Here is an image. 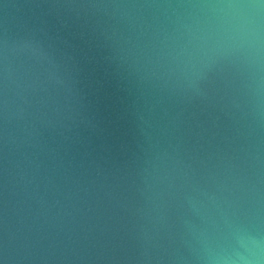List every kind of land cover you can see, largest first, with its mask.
I'll return each instance as SVG.
<instances>
[{
  "label": "water",
  "instance_id": "95a60500",
  "mask_svg": "<svg viewBox=\"0 0 264 264\" xmlns=\"http://www.w3.org/2000/svg\"><path fill=\"white\" fill-rule=\"evenodd\" d=\"M0 264H264V0H0Z\"/></svg>",
  "mask_w": 264,
  "mask_h": 264
}]
</instances>
